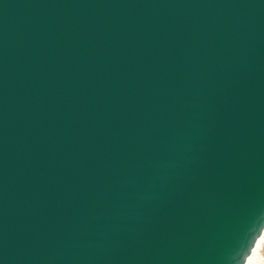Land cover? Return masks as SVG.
Instances as JSON below:
<instances>
[{
    "label": "water",
    "instance_id": "1",
    "mask_svg": "<svg viewBox=\"0 0 264 264\" xmlns=\"http://www.w3.org/2000/svg\"><path fill=\"white\" fill-rule=\"evenodd\" d=\"M264 229V0H0V264H245Z\"/></svg>",
    "mask_w": 264,
    "mask_h": 264
},
{
    "label": "bare ground",
    "instance_id": "2",
    "mask_svg": "<svg viewBox=\"0 0 264 264\" xmlns=\"http://www.w3.org/2000/svg\"><path fill=\"white\" fill-rule=\"evenodd\" d=\"M264 238V229L257 239L254 247L252 248L249 256L246 259L245 264H264V257L258 259V250L261 247L262 239ZM258 260V261H257Z\"/></svg>",
    "mask_w": 264,
    "mask_h": 264
},
{
    "label": "rangeland",
    "instance_id": "3",
    "mask_svg": "<svg viewBox=\"0 0 264 264\" xmlns=\"http://www.w3.org/2000/svg\"><path fill=\"white\" fill-rule=\"evenodd\" d=\"M257 257H258V259L260 257H264V238L262 239L261 247L258 250V256Z\"/></svg>",
    "mask_w": 264,
    "mask_h": 264
}]
</instances>
